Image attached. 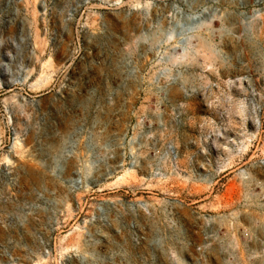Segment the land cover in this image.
Instances as JSON below:
<instances>
[{"label":"rangeland","instance_id":"rangeland-1","mask_svg":"<svg viewBox=\"0 0 264 264\" xmlns=\"http://www.w3.org/2000/svg\"><path fill=\"white\" fill-rule=\"evenodd\" d=\"M0 264H264V0H0Z\"/></svg>","mask_w":264,"mask_h":264},{"label":"built area","instance_id":"built-area-1","mask_svg":"<svg viewBox=\"0 0 264 264\" xmlns=\"http://www.w3.org/2000/svg\"><path fill=\"white\" fill-rule=\"evenodd\" d=\"M256 20V17H255V15H253V16H251V15H249V16H244L243 14H242V18H241V22H242V24H243V27H244V31L246 32V33H251L252 32V24L254 23V21ZM242 177H243V175H241ZM195 180H198V181H200V182H206V183H209V186H212V184H213V182L216 180V177H209V176H205V175H203V176H200V177H198V178H196ZM223 186H225V184H223ZM204 215H206V214H204ZM216 219L215 218H212V217H208V216H204V221H205V224H206V226H210L211 225V223L213 222V221H215ZM211 235V234H210ZM209 234H208V236H210Z\"/></svg>","mask_w":264,"mask_h":264},{"label":"bare ground","instance_id":"bare-ground-1","mask_svg":"<svg viewBox=\"0 0 264 264\" xmlns=\"http://www.w3.org/2000/svg\"><path fill=\"white\" fill-rule=\"evenodd\" d=\"M251 16H253V15H251Z\"/></svg>","mask_w":264,"mask_h":264}]
</instances>
